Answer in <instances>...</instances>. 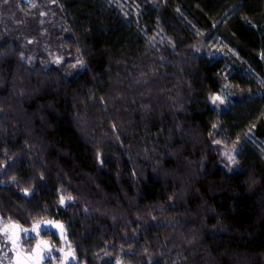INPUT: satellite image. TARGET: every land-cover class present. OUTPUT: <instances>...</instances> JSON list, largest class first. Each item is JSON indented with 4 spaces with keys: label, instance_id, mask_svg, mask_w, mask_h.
I'll use <instances>...</instances> for the list:
<instances>
[{
    "label": "trees",
    "instance_id": "16d2710c",
    "mask_svg": "<svg viewBox=\"0 0 264 264\" xmlns=\"http://www.w3.org/2000/svg\"><path fill=\"white\" fill-rule=\"evenodd\" d=\"M263 148L264 0H0V219L75 263L264 264Z\"/></svg>",
    "mask_w": 264,
    "mask_h": 264
},
{
    "label": "rangeland",
    "instance_id": "374dc122",
    "mask_svg": "<svg viewBox=\"0 0 264 264\" xmlns=\"http://www.w3.org/2000/svg\"><path fill=\"white\" fill-rule=\"evenodd\" d=\"M217 51L218 50L215 52ZM215 96L222 97L224 100L223 103H225L227 91L224 90L221 94H216ZM260 147H262V145H260ZM48 221L53 223H44ZM37 222L41 223V230L39 231V234L32 231L33 225ZM37 222L33 223L31 227H23L13 222H4L0 219V229H3L5 225H18V228L15 230L10 228L7 234L0 231L4 239L3 244L0 243V264H17V261L25 262V264H35L34 259H29V256L33 253V250L36 248L39 241L47 242L48 247L51 249V251H46L44 253V257L39 261V264H78L75 263L76 256L72 245L67 239L65 229L62 234L61 230L54 226L56 223L62 224V222L54 219H43ZM19 229H28L29 232L25 235L23 232H19ZM47 231L53 232L57 236V239L53 241L50 235H45L44 233ZM13 232H19V240L17 241L16 246H13L11 240L8 238L13 235ZM69 252L72 253L71 256H67Z\"/></svg>",
    "mask_w": 264,
    "mask_h": 264
},
{
    "label": "snow or ice",
    "instance_id": "6c2138e0",
    "mask_svg": "<svg viewBox=\"0 0 264 264\" xmlns=\"http://www.w3.org/2000/svg\"><path fill=\"white\" fill-rule=\"evenodd\" d=\"M57 62H59V61H57ZM212 100H213V103H216L217 101H219L220 103L224 102V100L220 96H213ZM229 159L231 161L235 162L234 157L229 156ZM25 191L27 193V190H25ZM68 199H71V197H69ZM60 203L61 204L64 203V198L63 197H61ZM44 223L52 224L53 222L48 221V222H44ZM54 226L59 228L61 230V233L63 234L64 226L62 224L56 223ZM10 228L15 230V229L18 228V225H16V224H11L10 226L9 225H5L3 229H0V231H3L5 234H7L9 232ZM40 230H41V223L40 222L35 223L33 225L32 231H35V232H37V234H39ZM19 232H23L25 235H27L29 230L28 229H19ZM19 232H13V235L8 237L11 240L13 246H16L17 241L19 240ZM46 251H51V249L47 245V242L39 241L37 243V245H36V248L33 250V253L29 256V259H34L35 264H39V261L41 259H43L44 253ZM18 255H19V253H18ZM71 255H72L71 252H69L67 254V256H71ZM17 264H25V262L17 261Z\"/></svg>",
    "mask_w": 264,
    "mask_h": 264
}]
</instances>
